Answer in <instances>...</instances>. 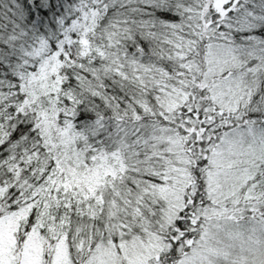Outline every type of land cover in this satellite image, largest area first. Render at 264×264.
Returning <instances> with one entry per match:
<instances>
[{
  "label": "snow or ice",
  "instance_id": "6c2138e0",
  "mask_svg": "<svg viewBox=\"0 0 264 264\" xmlns=\"http://www.w3.org/2000/svg\"><path fill=\"white\" fill-rule=\"evenodd\" d=\"M0 264H264V0H0Z\"/></svg>",
  "mask_w": 264,
  "mask_h": 264
}]
</instances>
